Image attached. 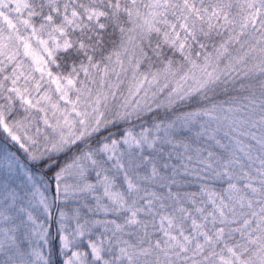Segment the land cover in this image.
<instances>
[{
	"label": "snow or ice",
	"instance_id": "1",
	"mask_svg": "<svg viewBox=\"0 0 264 264\" xmlns=\"http://www.w3.org/2000/svg\"><path fill=\"white\" fill-rule=\"evenodd\" d=\"M0 264H264V0H0Z\"/></svg>",
	"mask_w": 264,
	"mask_h": 264
}]
</instances>
